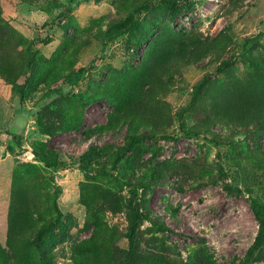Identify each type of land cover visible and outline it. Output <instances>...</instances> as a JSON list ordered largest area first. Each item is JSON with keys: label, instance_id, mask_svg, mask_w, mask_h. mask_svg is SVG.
<instances>
[{"label": "rangeland", "instance_id": "rangeland-1", "mask_svg": "<svg viewBox=\"0 0 264 264\" xmlns=\"http://www.w3.org/2000/svg\"><path fill=\"white\" fill-rule=\"evenodd\" d=\"M140 1L0 0V40H7L11 76L28 56L26 43L38 40L22 99L0 75V263L20 264L15 252L41 263L37 248L21 245L32 236L29 227H17L19 245L11 244V212L15 223L26 211L53 223L40 242L53 264H243L258 230L250 200L264 201V138L254 142L223 128L211 113L219 93L252 72L248 60L264 56V0H187L175 16L157 5L141 13L138 27L105 43L107 28ZM169 38L187 49L216 40L193 63L161 73L162 86L146 91L145 112L168 137L154 135L150 122L128 131L127 122L113 121L127 88L124 75L149 62L144 55ZM226 58L231 65L217 71ZM73 124L78 127L63 129ZM131 133L144 139L114 170L109 153L81 157L92 144L123 146ZM41 144L67 165L45 166L35 151ZM118 172L132 184L151 181L137 197L148 218L130 237L128 202L136 198L113 177ZM225 183L239 191L228 193ZM248 264H264V247Z\"/></svg>", "mask_w": 264, "mask_h": 264}, {"label": "trees", "instance_id": "trees-1", "mask_svg": "<svg viewBox=\"0 0 264 264\" xmlns=\"http://www.w3.org/2000/svg\"><path fill=\"white\" fill-rule=\"evenodd\" d=\"M186 3V4H184ZM187 0H159L154 2L153 0H144L139 3L134 4L130 7L126 15L113 22L105 32V43L112 41L119 37L120 35L131 32L134 28L139 25V18L142 12L149 11L151 8L159 5L165 7L171 13L172 16H175L178 12V9L187 5ZM68 10L61 12L57 15L59 23L62 18L66 17ZM212 39L209 41H196L191 45L189 49L185 48L182 45H179L175 39L169 38L165 43L166 46L162 45L160 42L155 43L151 54L147 53L144 55V58L148 57L149 62L144 66L139 68H134L131 72L126 73L124 76L127 81V88L125 89L124 97L119 101L121 105L117 106L116 113L113 121H122L127 122L128 131H134L137 128L139 122H150L151 129L153 134H158L162 137H168L163 131L162 127L151 118L155 116L151 115L145 111L150 110L147 108V103L144 102L146 91L154 87L156 82H160L159 86L163 84L160 74H168L178 69L179 65H188L193 63L197 57L201 55L204 51L209 48L210 43L215 41ZM40 41V40H39ZM38 44V40H31L26 43L25 49L28 52L27 57H22L21 63L16 66L14 69V75H10L11 64L13 60H9L7 57V40H0V75L5 78L9 83H12L13 90L15 94L22 99L25 93V87L30 80V69L34 63L35 52H30L31 47ZM152 61V63H151ZM252 65V72L245 77V80L237 81L231 85H228L223 92L219 93L218 101L215 104V108L211 113V117L215 120L221 121L223 128H230L237 131L238 133L243 132L247 138L251 136L254 142H258L259 139L264 138V56H258L257 58L253 57L248 60ZM232 63L230 58L224 59L218 66L217 71L228 68ZM19 67V69H18ZM170 70V72H167ZM24 76L23 81L18 84L17 78ZM207 79H204L203 82L197 84L193 90L192 97L193 99L202 91ZM129 91V92H128ZM180 116L182 113H179ZM37 123L41 125L40 119H37ZM43 130L48 134L51 131L44 128L41 125ZM76 124L69 125L66 128H76ZM242 127L243 129H240ZM209 128V127H208ZM207 128V130H208ZM205 132V130H204ZM12 138L17 137L14 134L10 133ZM126 143L123 146L112 147L109 144L103 146L90 145L81 157L85 161H90L96 159L99 155L104 153H109L111 156V169L117 168L118 163L125 152L130 149L133 145L138 144L144 139L143 135H136L135 133L127 134ZM17 141H19L17 139ZM212 142V141H211ZM219 143V141H217ZM221 143V142H220ZM256 144V143H255ZM247 145V143H246ZM257 148L252 150L253 152L258 151ZM35 151L40 161H42L45 166L49 167H65L67 161L58 157L56 150L47 148L45 144H41L35 147ZM246 157H252L251 154H247ZM98 173L106 176H112L109 174V171L106 168L97 169ZM220 176L225 179L227 174L224 171V168H219ZM124 173L118 172L115 176V179H122V183L129 187V191L132 194L135 200L129 199V208L131 211L132 218L130 219L128 227V236H132L140 223L148 218V215L140 210V204L137 201L138 189L139 188H150L151 181L143 179V182L132 184L131 181L124 178ZM223 188L228 193H234L239 191L237 187H233L228 183L223 185ZM143 201H146L143 198ZM251 209L258 222L257 233L248 247L245 259L243 264H248L252 261L253 255L256 251L264 247V201L259 198H252L251 200ZM146 203L142 207H146ZM60 215V214H58ZM11 220L9 224V235L11 244L19 245L20 239L18 238V233L16 231L18 228H28L30 229L31 238L21 240V245L24 247H29L31 245L41 253V263L40 264H53V262L45 257H43L42 247L40 242L44 232L50 231L52 222L46 223L39 216L34 218L33 214L24 212L23 216H18L15 223H13L14 214L11 212ZM26 220V221H22ZM28 221V222H27ZM38 222V224H37ZM156 227L160 230H167V227L162 225L160 222L154 221ZM169 229V228H168ZM170 230V229H169ZM15 257L20 260V264H37L30 260L29 258H21V254L15 252ZM3 264V263H0Z\"/></svg>", "mask_w": 264, "mask_h": 264}]
</instances>
